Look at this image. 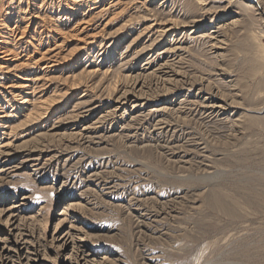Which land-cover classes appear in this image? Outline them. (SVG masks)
I'll return each mask as SVG.
<instances>
[{"label":"rangeland","instance_id":"374dc122","mask_svg":"<svg viewBox=\"0 0 264 264\" xmlns=\"http://www.w3.org/2000/svg\"><path fill=\"white\" fill-rule=\"evenodd\" d=\"M197 1L0 0L12 27L33 18L20 56L64 45L37 96L51 112L29 127L8 86L38 71L0 74V143L16 154L0 163L1 245L8 212L42 243L35 264L73 262L52 244L71 228L90 264H264V0ZM83 21L98 39L76 51ZM166 62L181 77L155 76Z\"/></svg>","mask_w":264,"mask_h":264},{"label":"bare ground","instance_id":"6f19581e","mask_svg":"<svg viewBox=\"0 0 264 264\" xmlns=\"http://www.w3.org/2000/svg\"><path fill=\"white\" fill-rule=\"evenodd\" d=\"M203 1H205V0H198L196 3L199 4V5H203L202 4ZM223 1H226V0H223ZM257 3H259V1ZM259 7H260V5H259ZM249 8L252 9L254 7L253 6H250ZM261 15H264V12H263V14L261 13ZM32 19L29 17L27 20H24L23 23L17 24L14 27H12L11 26L12 24H10L9 20L7 21L6 18H3V16H0V74H2V73H4V74L14 73L15 74L18 71H24V73H27L28 74L27 76L30 77V73H31L30 71H34V72L35 71H38V74L34 75L35 78H33V79L26 78L27 80H25V81H27V82H25V83L18 82L15 85L14 84H11V85L8 86V89H14L15 88V89L18 90L19 93H25V96L22 98V101H20L19 105L17 106V111H18L17 114H18V116L20 115V117H23L24 118L25 121L23 122L24 123L23 126H26V127H29L32 124L38 122L39 119L40 120L41 119H44L48 115V113L51 112L50 111L51 110V103L49 101H47V100H42V97L41 96H39L38 98H37V96L39 94H43L42 88L44 89L45 87H43V86H45V85H44V83L41 85V83L43 81L42 79L45 76V73H47V71H48V73L49 72L51 73L52 71L58 70V68L61 65V61L64 59L62 57V53L60 51L61 49H59L60 45H63V44H59V43H55L54 46H48V49H46L45 51L38 52V50H39L38 49L37 52L34 51L35 53H32V54L29 53L28 54V57L26 59L24 58V56L23 57L20 56V54L17 51L18 48H16V47L18 45H22L23 42L30 43L29 40L28 41H25L26 38H27V36L29 34H32V38L35 39V35L34 34L36 32L33 33V31L31 30V27L34 24L33 22H31ZM203 19H204V17H202L201 20H198V21H195L194 22L196 24V26H194L195 29L191 33L197 32L198 31L197 29H200L201 26H199V25L203 22ZM167 22H168V20H167ZM169 22L171 24L174 23V21H172L171 19H170ZM45 24H44V26H45ZM89 25H90V22L89 21H86V22L83 21V24H80L77 27H74V29L71 31V32H74V36L76 38H78V40L81 43H83V46L82 47L80 46L76 51H82L84 48L85 49L89 48L91 45L95 44V42L98 39L96 36L87 38V35H88L87 34V28L88 27L87 26H89ZM173 25L176 26L175 23ZM175 26L161 27L160 33H162L163 35L167 36L171 32H176L175 31V28H176ZM45 29L46 30H43V31L46 32L45 34H47L46 35L47 38H49V35H50V37H53L54 40H57V36L56 35H59V36H62L63 37L62 39H65L66 40V37L64 36L66 34H63V32L61 33L60 32L61 31L60 29H53L52 27H50L51 30H49L47 28H45ZM210 33L211 34L212 33H215V34L217 33L218 34V31L217 32H213L212 31ZM162 34H160V36ZM209 35H207V36H209ZM203 38L204 37H202V40H203ZM207 39L210 40V41L211 40H215L216 41L217 38L210 36ZM44 41H45V39H44ZM217 45L218 44L216 42V43H213L211 46L214 49H216L217 48ZM35 50H36V48H35ZM40 50H41V48H40ZM168 52H170V51H168ZM174 58H176V57H174ZM172 61H174V60H172ZM43 63L45 64L44 66H42ZM167 65H169L167 62L164 63L163 65H160L159 66V69L157 70V73L155 71L154 72V75L155 76L156 75H160L161 76L162 74L168 75V73H169L172 76H176V77L179 76V77H181V75L179 74V71L174 72V70H172L171 68H169ZM88 73H89V75H93L96 72L93 71V72H88ZM18 74H19V72H18ZM49 82L51 83L52 81H49ZM141 83H142L141 80L136 81L135 82V88H138L141 85ZM73 86L75 87L76 85H73ZM143 87L144 86H142V88ZM72 88L73 87H71V89ZM130 95H131V91H125L124 92V95L121 97V99H123V100L126 101L128 98H130V97H128ZM33 105H35V106L32 107ZM201 105H202V103H201ZM202 107H205V106L202 105ZM216 108L224 109L225 107L223 108V106H220L218 104L213 103V105L209 107V110H210V112L215 113V109ZM86 112H82V116L85 115V114H87ZM189 113H190V111H189ZM90 114H92V112H89V115ZM7 117L8 116H5V115H2L0 117V125L3 128H4V125L6 124L5 119H7ZM8 126H10V125H8ZM10 129H11V131H10V134H8V136L13 135L12 133H15V131H17L18 128H15V127L12 128L11 127ZM90 130H91V128L88 127L84 131L88 132ZM86 132L85 133H82L81 132L82 133V137L84 135H86ZM12 147H13V142L11 141V138L8 139V141L5 142V143H0V163H4L8 159V157H12L13 155H16V154H14L15 152L9 151ZM157 148H159V147H157ZM29 151L30 152L28 153V155H26L25 163H27V164L31 163L32 166L39 167V163H40L39 162L40 161L39 160V157L34 156V154H33L34 151L33 150H29ZM39 152H41V151H39ZM39 156L41 157V155H39ZM51 159H53V158H51ZM48 164H50V163H48ZM97 175H99V174H97ZM2 180H3V178H2ZM2 213H3V211H2ZM4 213H6V210H4ZM5 216H7L6 224L9 227L10 236H12L13 234H15L14 235L15 236V240L8 241V242L4 243V245H1L2 242H0V264H10L11 262H13L14 264H18V263L19 264H35V263L40 262L41 259H42V257H43V254H41L42 251L40 249L43 246H42V243L39 241L38 237L36 238L34 236L33 232H31V229H29V228H23V229L19 230L18 229V221H17V219L15 218V216L13 214H9L8 215V212H7V214ZM64 222H65V220H64ZM61 225H58V226H61ZM70 230L72 231L73 229L71 228ZM16 231H17V233H15ZM18 231L20 232L19 234H18ZM71 231H68V232L64 233V232H61V231L57 230L55 232V236L52 239V244L58 245V248H63V249H67V248L70 247V245H72V254L75 253L74 255H76V256L75 257L73 256V262L71 261V262H69V264H90V260H89L88 256L86 255L85 251H83L80 246H77L76 245V243H75V236L73 235V233ZM71 260H72V258H71ZM24 261H26V262L24 263Z\"/></svg>","mask_w":264,"mask_h":264}]
</instances>
